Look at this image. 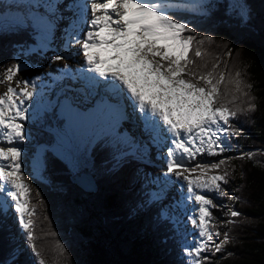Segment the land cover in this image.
<instances>
[{
    "label": "trees",
    "instance_id": "obj_1",
    "mask_svg": "<svg viewBox=\"0 0 264 264\" xmlns=\"http://www.w3.org/2000/svg\"><path fill=\"white\" fill-rule=\"evenodd\" d=\"M239 2L208 0L197 12L172 13L193 29L185 35L205 41L207 54L197 65L207 64V68L201 70L220 63L218 72L234 75L239 71L252 86L246 90L256 105L254 112L238 115L232 122L240 133L231 136L236 148L232 157L243 153H254V157L225 158L229 172L225 189L235 197L231 211L242 215L229 216L227 222H234L223 230L229 242L219 253L210 248L205 251L206 264H264V0H243L249 10L247 23H241L233 8ZM35 36L29 25L0 35V73L16 63L25 47L35 45ZM247 99L241 96L238 103L245 107L241 102ZM54 112L46 115V123L59 125ZM31 134L34 145L49 146L54 138L45 130H31ZM107 142L99 138L88 156L96 174L91 191L74 183L69 165L48 150L42 153L40 178L27 177V159L22 154V171L36 210L35 244L41 256L32 251L18 217L0 208V264H39L41 259L45 264H187L180 250L182 231L172 222L171 212L162 216L161 204L148 201L146 182L137 173L140 163L128 157L112 158ZM57 244L63 246V254Z\"/></svg>",
    "mask_w": 264,
    "mask_h": 264
},
{
    "label": "snow or ice",
    "instance_id": "obj_2",
    "mask_svg": "<svg viewBox=\"0 0 264 264\" xmlns=\"http://www.w3.org/2000/svg\"><path fill=\"white\" fill-rule=\"evenodd\" d=\"M46 7L53 14L52 18L37 14L30 19L35 28L51 32L57 3H49ZM67 7L83 10L87 5L72 3ZM90 8L88 29L73 25L64 46L65 52L54 56L53 60L69 59L68 50L79 45L77 54L86 62L85 71L100 78L84 77L89 81L88 87L97 89L103 85L107 94L98 103L97 110L107 108L117 112L121 119H127L125 107L131 106L133 113H139L144 131L150 134L154 144L165 142V131L170 134L164 181L172 183V177L182 181L181 188L186 186L188 194L184 200L198 205L197 214L190 217L192 225L198 229V238L194 236L192 246L184 251L191 258L189 264H206L208 258L202 254L210 247L216 253L221 252L229 242V236L225 234L220 243H209L214 236L220 235L213 231L216 218L211 211L220 206L205 193L226 196L222 185L229 183V172L226 159L199 162L195 166H191L190 161L204 154L221 156L230 151L227 137L240 133L239 129L233 128L232 122L238 115L256 110L254 98L249 97L246 90L252 86L245 83L239 71L234 75L226 70L218 72L220 63H214L211 70H201L207 68V64L197 65V60L207 54L203 50L205 41L185 35L193 29L174 18L172 13L176 4L173 0H93ZM233 8L241 23H247L249 10L243 0ZM206 40L211 42V37ZM21 68L20 63L13 64L0 80L8 85L7 91L0 94V139L8 145L0 146V193L13 202L11 206L18 214L19 224L27 234L32 251L39 257L41 252L35 244L33 219L36 210L31 206V188L22 171L23 150L16 146L27 138L21 121L29 118L25 102L33 100L36 86L29 81H19L17 87L11 86ZM62 71L71 75L68 64ZM241 96L248 98L241 102L245 107L238 103ZM76 114L83 118L91 115ZM113 132L119 140L120 134L115 127ZM246 157L252 159L254 153L228 159L243 160ZM222 166L223 171L215 174ZM9 206L7 199L2 201L5 213ZM228 215L238 217L242 214L232 210ZM57 247L63 254V246L57 244ZM39 264H45L44 260L41 259Z\"/></svg>",
    "mask_w": 264,
    "mask_h": 264
},
{
    "label": "rangeland",
    "instance_id": "obj_3",
    "mask_svg": "<svg viewBox=\"0 0 264 264\" xmlns=\"http://www.w3.org/2000/svg\"><path fill=\"white\" fill-rule=\"evenodd\" d=\"M208 0H199V2L195 5H186V4H176L175 10H189L191 12H197L200 7L206 3ZM98 2V1H97ZM0 4L4 6L0 7V35L2 33H13L16 32V30L20 27H26V26H32L33 30L36 32L35 36V45H31L29 47H25L23 49L22 55H20L16 61V63H20L22 65L20 73L14 78V81L12 82V87H17V82L19 81H37L39 82V85L41 87H48L47 89H44L45 96L41 98V106H36L35 104L29 103L28 105H25L28 107V119L25 121H21L25 125V131L27 133V138L24 141L18 142L16 145L17 147L21 148L22 154L26 155L27 159V165L25 166L28 171H26V176L34 179L40 178L42 175V167L44 156H42V153L45 150V147H40L38 145H34L33 137L31 134V130H45L46 128L50 127L52 129V132L55 134L53 136L52 142H54L53 146H50V152L51 154L58 156L60 159H62L67 165H69L70 170L72 172V179L74 183L77 185H83L84 188L87 191L93 190L94 187L92 185L93 180L96 176L94 171L91 170V158L88 157L89 152H85L82 148L76 149V143L73 141L74 136L71 134L70 128H67L68 125V117L66 113L62 110V105L66 104L69 107V110H73L74 113L80 112V113H90L91 107L87 106L86 104H92L91 101V92L92 89L88 87L89 81L87 79H83L81 77V74L78 72L79 69L76 68V66L73 68L72 76L66 75V77L63 76L61 73L64 65H54L57 61L53 60V57L59 54H62L65 52V43L68 40L69 33L68 29L72 27L73 22L70 20L66 24L62 21V19L66 18V15H62V11L60 14H56L54 19V27L51 30V32H48L46 30L37 29L32 25L31 16H34L36 14L35 10H40V8H37V6L43 7V4H28L27 0H0ZM65 8L66 6L63 5ZM41 11H45L44 9ZM43 16L52 18L53 15L46 14L45 12L42 13ZM71 17L76 15V12L73 10L70 14ZM58 16V17H57ZM89 21L91 18L87 17ZM67 19V18H66ZM72 31V30H71ZM83 34V33H81ZM69 51H73L75 54L79 52V46L74 45L72 48L69 49ZM35 54V55H33ZM37 56V57H36ZM64 60H60V63H63ZM53 64V65H52ZM6 69H2L0 73V80L4 79V72ZM76 77V78H73ZM59 79H61V83L65 84V81H67L68 87L72 86V82H75L80 86V88H83V91H85V98L81 95H78L76 97L74 90L71 91L69 94L65 95V99L62 98L61 92H60V84ZM64 79V80H63ZM82 80V81H81ZM58 84V85H57ZM57 85V86H56ZM8 85L6 83H0V94H3L7 91ZM94 93V92H93ZM87 95V96H86ZM96 95V94H95ZM65 100L66 102H64ZM83 101H86V103H83ZM93 107V106H92ZM42 111H45V114H42ZM52 111H55L53 115H56L59 125H56L51 123L47 124L46 115ZM99 112L101 113L102 117L105 118L104 110L100 109ZM48 116V115H47ZM76 118L72 121L73 126V132L78 135L80 127L83 125L84 120L87 118H83L77 114H75ZM108 116V123L105 126H108L106 130H112L115 127L116 132L120 134V131H118V128H120V124L117 122V118L115 115H107ZM63 120L60 123V120ZM96 122V121H95ZM112 122V123H111ZM117 122V123H116ZM116 124V125H115ZM99 126V124H97ZM97 125H93V127L89 128L92 130V133L96 134ZM124 126V125H123ZM237 126V125H236ZM125 129H128L125 125ZM88 130V127L87 129ZM139 132L141 131L140 128H138ZM126 131V130H124ZM142 132V131H141ZM29 133V134H28ZM123 133V132H122ZM128 133V132H127ZM113 138L110 137L108 139L109 142H107V146L110 149V154L112 158L116 160H122L123 157L130 156V158L136 159L140 163V167L142 169L137 170V173L139 175V179H144L146 184L148 185L149 182V174L150 172L155 171L154 167H148L150 163H148L149 160H154L155 165L161 164V169H163L162 162L165 163L163 160L165 156H163L162 160H158V154L155 152V148L151 150L150 152L147 150L146 152L143 151L142 153L139 151L134 152V147L132 145H129L125 141L121 139L117 140L116 135L113 133ZM95 140L97 141V135L95 136ZM122 140V141H121ZM228 144L230 145V151H226L221 156H208L206 154L198 156L191 166H195L196 163L203 162V163H209V162H218L220 159L230 158L232 155L236 152V148L233 147L231 142H233V139L231 136L227 137ZM115 145H118L119 148H115ZM0 146L7 147V144H2ZM131 147L127 151V153H124L123 155L119 154V150H121V147ZM27 148H30L27 150ZM39 148H42L41 153L38 151ZM161 151H159L160 153ZM135 153V154H134ZM151 154V155H150ZM136 155V157H133ZM138 155V156H137ZM146 158V160L144 159ZM127 159V158H125ZM161 161V163H160ZM155 173V172H154ZM220 170L215 173L219 174ZM157 174V180L161 181L162 174ZM187 174V173H186ZM175 179V177H174ZM83 180V181H82ZM175 182V180H174ZM177 188V182L175 184ZM173 184V188L175 187ZM181 186V185H180ZM222 187L225 189L226 185H222ZM180 189V188H179ZM175 191V197H180L179 190ZM153 190V189H152ZM185 191V189H184ZM182 190V192H184ZM227 192V190L225 189ZM154 194L155 192L152 191ZM153 195V194H152ZM209 198H213V202L220 207L214 208L211 211L213 212V216L216 218L215 223V230L216 232H219V236H214L213 241L209 242L210 244L214 245L216 243H220L224 240V229L227 227V219L229 218L228 213L231 211V201L229 197H232L230 193L227 192V195L224 197H216L214 193H205ZM154 196V195H153ZM6 197L2 198L0 197V206H2V201L5 200ZM172 200V198L170 199ZM8 204L10 205L8 207V210L14 211V207H12V203L10 199H7ZM149 201V200H148ZM167 201L161 202V205H165L164 213L165 211H173V207L168 204ZM3 209V207H2ZM175 212L174 218L172 219V222L177 224L179 226V229L182 231L183 239L180 243V250H181V256L186 259L187 264H189V261L191 260L190 257H188L185 253V248L192 246L193 244V237L197 236L198 229H196L192 223H190V220L187 217H182L180 213H178V203L175 205ZM164 213L162 214L163 216ZM15 215H18L15 213ZM198 238V236H197ZM212 251H214L213 248L210 247Z\"/></svg>",
    "mask_w": 264,
    "mask_h": 264
},
{
    "label": "bare ground",
    "instance_id": "obj_4",
    "mask_svg": "<svg viewBox=\"0 0 264 264\" xmlns=\"http://www.w3.org/2000/svg\"><path fill=\"white\" fill-rule=\"evenodd\" d=\"M29 1L31 2V1H34V0H29ZM37 1H39V0H37ZM72 1L73 0H46L45 1V6L42 7V8L40 7V9L41 10L44 9L45 10L44 12L46 14H51V13L48 12L46 5H48L49 3H57V11L54 13V15L60 14V12L62 11V15H64V16L66 15V18H67V19L66 18L62 19V21L65 22L64 24H66L67 22H69L73 18L71 17V15H69L71 11L67 10L66 8H64L63 5L66 6L65 3L72 2ZM92 1L93 0H81L79 2V4L87 5V7H86L87 11H88L87 17H89V18H91L90 5H91ZM97 1L99 2V0H97ZM198 2H199V0H173V3H175V4H186V5H195ZM35 12H36L35 15H37V14L42 15V13H44L43 11H36V10H35ZM75 17L77 18V21L74 22V25H78V26L81 25L82 24V20L78 19L77 16H75ZM85 29L86 30L88 29L87 22H86ZM71 30L73 31V28L68 29V32L71 33L72 32ZM82 35L83 34H81V36ZM77 46H79V45H77ZM67 55L70 56L69 59H65L63 63H60V61H57L56 63H54V65H60L61 66V65L68 64L69 67L71 68V73L73 71V68L76 66V68L79 69L78 72L81 74V76L83 78L84 77H95L94 73H88V72L85 71L87 66H86V62H85V60H84L82 55L75 54L73 51H69V50H68ZM62 68L64 69V67H62ZM61 73L63 74V76H66L63 71ZM95 78L96 79H100L99 77H95ZM29 82L35 84V86H36V88H35L36 94L34 95L33 100L32 101H26L25 105H28L29 103H31L33 105L35 104L36 106L37 105L41 106L40 105L41 104V98L43 96H45L44 89H47L48 87H41L39 85V82H37V81H29ZM31 83L29 85L30 90H31ZM60 83H61V81H60ZM72 84L73 85L70 86V87L66 86L67 85V81H65V84L64 83L60 84L59 87H60V92H61L62 98L65 99V95L69 94L73 90L75 92L76 97H78V95H81V96H83L85 98V91H83V88H80V86H78V84H76L75 82H72ZM47 91H48V89H47ZM90 92L92 93L91 94V96H92L91 97V101L93 103L92 104H89V103L86 104V107L90 106L92 108L91 112H90L91 115L86 120H84V123L80 127L78 135L75 134L73 132V129H72V126H73L72 121L75 120V118H76L75 114L76 113H74V111L71 110V109L69 110V107L66 104L67 102L65 100H63V101L66 102V103L62 105V107H63L62 110L66 113V115L68 117L67 118L68 119L67 120L68 121L67 128H70L71 134H72V136H74V140L73 141L77 144L76 145V149H80L83 146L84 151L87 152V153L90 152L92 146L94 145V142L96 141L95 140L96 134L92 133V130H90L89 128H91V127H93V125H97V124H99V127L103 128L105 125H107L108 120H109L108 117H105V118L102 117V115L99 112V110H97L98 103L101 101V99L105 95H107L104 92V90H103V85H101L100 88L92 89V91H90ZM112 102L114 103L115 101H112ZM83 103H86V101H83ZM102 110L106 111L109 114H113V115L116 116L117 122L119 124H121L120 128H118V131H120V134H122V132H123V134H122V137L124 139L123 141H125V142L127 141L126 143H128L129 145H132L134 147V152L138 151V153H139V151H140L142 153V149H143L144 152H146L147 150L150 152L151 150H153V148H156V150H158V152L159 151L162 152L163 149H165L166 147L168 149V147H169V145L171 143V138H170L169 134L166 131L163 133L165 142H162V143H159V144L152 143L150 135H147V134L143 135V133L141 131H140V136L137 137V131H136V127H135L136 121H135L134 117H132L133 114H132V109L130 108V106H126L125 107V114L127 116V119H121L120 115L117 112L111 111V110H109L107 108H102ZM125 125H126V127H128V129H125ZM87 127H88V130H86ZM124 130H126V131H124ZM2 144H6V142H4L2 139H0V145H2ZM40 147H43V146H40ZM145 147L147 148L146 151H145ZM118 148H119V146H117V149ZM121 148H124V147H121ZM167 149L165 150V153H167ZM41 150H42V148L38 149V151L40 153H41ZM144 159L146 160V158H144ZM165 160H166V158H165ZM146 161H148V163H150L148 167L153 166V165H151L152 163L155 164V161L151 160V159L149 160V158ZM192 162H194V160L190 161V164H192ZM160 163H161V161H160ZM162 165H163V168H164L165 167V163L162 162ZM156 167L157 168H161V164L160 165L158 164ZM150 173L151 174H149L150 178H149V182H148L147 187L149 189L152 188V187H155V190L158 192V195L160 196V198H162V200H167V201L169 200V201H171L172 205L174 204V202H177V200L179 201L181 198L184 201V196L187 194L186 190H185V192H182V193L179 194L180 197H175V194H174L175 191H178V189L181 188L180 185L183 183L182 181H176L172 177L171 180L173 182L172 183H166L164 181V178L162 179V181L157 180L156 170L153 171V172L151 171ZM174 180H175V182H174ZM176 182H177V185H178L179 188H177L175 186ZM173 184L175 186L174 188H173ZM185 188H186V186H185ZM171 198H172V200H170ZM185 203H188V204H186V207L188 208L190 213L196 215L197 214V210H198V205H196L195 203H192V202H191L192 204H189V202H185ZM190 223H191V221H190Z\"/></svg>",
    "mask_w": 264,
    "mask_h": 264
},
{
    "label": "water",
    "instance_id": "obj_5",
    "mask_svg": "<svg viewBox=\"0 0 264 264\" xmlns=\"http://www.w3.org/2000/svg\"><path fill=\"white\" fill-rule=\"evenodd\" d=\"M91 191V190H90Z\"/></svg>",
    "mask_w": 264,
    "mask_h": 264
}]
</instances>
